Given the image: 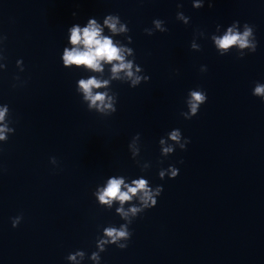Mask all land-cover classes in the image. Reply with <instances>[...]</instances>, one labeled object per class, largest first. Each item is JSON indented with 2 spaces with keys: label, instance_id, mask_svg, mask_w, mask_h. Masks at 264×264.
I'll use <instances>...</instances> for the list:
<instances>
[{
  "label": "clouds",
  "instance_id": "9594fccd",
  "mask_svg": "<svg viewBox=\"0 0 264 264\" xmlns=\"http://www.w3.org/2000/svg\"><path fill=\"white\" fill-rule=\"evenodd\" d=\"M205 0H193V7L200 9L204 6ZM208 6H213V0H208ZM178 8L182 4H177ZM75 15V13H73ZM176 18L187 25L190 21L188 16H185L182 11H178ZM152 28H145L147 35L151 36L154 32H167L165 22L161 19L152 21ZM105 28L109 34H105ZM220 25L216 26V32L219 33ZM130 29L126 23L121 22L119 15L108 14L100 23L96 18H89L85 25L73 24L68 28V45L64 47L62 54V62L65 68L82 69L87 72L94 73L87 78H80L76 84V91L81 94L83 102L87 104L89 111H95L102 116H110L117 111V94L112 92L111 84L113 81H121L128 83L130 87L136 88L141 82L149 81L150 77L142 75L143 69L135 63L134 49L128 47L127 44L120 40H114L113 37L124 35L127 43H132V37L127 35ZM199 35L203 36V33ZM211 40L218 53L221 56L228 54L235 49L238 58L242 59L246 52L254 53L257 49V40L255 37L254 26L247 23L241 26L239 21L233 23L226 28L221 34H213ZM6 36H0V44L6 40ZM191 49L199 51L200 45L193 39ZM4 59L2 49H0V61ZM107 66V77L105 78V69ZM17 67L23 71V61H17ZM6 65L0 63V69H5ZM207 71L206 66H201V72ZM17 79H19L17 77ZM95 89H104V91H94ZM252 95L259 97L264 102V84L255 83ZM207 93L202 89L189 90L186 99L188 111L182 112L181 115L186 120L195 117L201 105L207 102ZM10 110L8 105H0V142H7L9 134H13L15 129L10 127L9 120ZM140 133L132 137L128 145L133 160L140 154ZM190 140L184 138L180 129H173L167 133L166 137L159 140L161 156L168 157L178 146L181 150H186V146ZM50 162L55 165L56 158H50ZM139 164V161H137ZM183 163V160L179 161ZM150 167L148 163L141 165V170H147ZM179 169L170 165L167 169L159 171L161 180L167 175L174 179L178 176ZM124 176H111L103 186H98L93 193L100 206L107 209H112L114 204L118 205L115 208L116 214L125 223L119 225H109L103 228V235L96 240V251L92 252L89 259L94 264H100V253L106 251L107 246L115 245L119 249H126L128 241L132 237L130 225L133 220L147 209H151L157 205V197L163 192V186L157 185L152 187L147 179L143 176L132 179L130 182ZM22 215L12 218V226L17 227ZM86 253L83 250H76L69 253L66 259L70 264H81L85 259Z\"/></svg>",
  "mask_w": 264,
  "mask_h": 264
}]
</instances>
